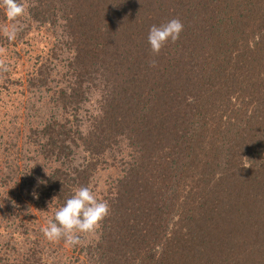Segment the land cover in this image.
I'll return each instance as SVG.
<instances>
[{
    "label": "trees",
    "instance_id": "trees-1",
    "mask_svg": "<svg viewBox=\"0 0 264 264\" xmlns=\"http://www.w3.org/2000/svg\"><path fill=\"white\" fill-rule=\"evenodd\" d=\"M18 3L9 41L0 0V45L41 25L56 44L23 90L47 97L46 119L0 127V264H264V0ZM173 18L179 39L154 54L150 27ZM82 186L109 214L80 245L48 241Z\"/></svg>",
    "mask_w": 264,
    "mask_h": 264
},
{
    "label": "rangeland",
    "instance_id": "rangeland-1",
    "mask_svg": "<svg viewBox=\"0 0 264 264\" xmlns=\"http://www.w3.org/2000/svg\"><path fill=\"white\" fill-rule=\"evenodd\" d=\"M32 28L31 33L26 40L27 44L16 42L14 44L4 43L0 45V64L7 65V71L0 70V127L3 123V127L6 126L9 128L6 122L12 120H18L17 124H22V121L27 120L28 112H35V114L38 116V119L42 120L46 119L48 115V103H46L47 97H45V99L41 98L44 96V94L41 96L40 92L37 90H32L30 93L27 91L25 94L23 93V90L27 86L28 79H31L32 75L35 74L37 70V64L38 66L42 64L41 61H36V57L40 54V51L42 52V47L46 45V41L48 40H50L52 44H56V39H54V36L51 34L53 28L50 29V27L47 25H41L37 29L35 28V30L34 28L32 30ZM66 47L62 46L61 51H58V54L61 56L62 60L60 59V62L58 60L55 61V63H53L54 68L56 66L58 69H63L60 66V63H63L64 59L69 56V54L65 52L67 50ZM240 70L244 71L242 68ZM63 71L64 70H62V72ZM4 87H6V89ZM99 96V94H94L93 98H99ZM28 99H30V101ZM94 106L95 103L92 102L90 104H86L84 109L86 111L91 110L92 112ZM8 128L1 130L0 134L3 132L7 136L9 131H11V129ZM13 152V149L10 150L11 154ZM121 167L122 165L117 164L114 170L107 171L102 174V177H100L99 180L98 191L110 196L107 194L109 188L106 184V181H114V178L120 171ZM255 201L264 204V194L255 197V200H253V203H255L257 207L258 204ZM37 214L39 215V213ZM62 253L64 256H68L66 251H62ZM67 258L69 259V257Z\"/></svg>",
    "mask_w": 264,
    "mask_h": 264
},
{
    "label": "clouds",
    "instance_id": "clouds-1",
    "mask_svg": "<svg viewBox=\"0 0 264 264\" xmlns=\"http://www.w3.org/2000/svg\"><path fill=\"white\" fill-rule=\"evenodd\" d=\"M2 5L10 21V26L3 28L2 32L9 41H14L23 28V25L17 22L18 18L22 17L26 10L18 0H2ZM183 27V23L176 18L159 26L152 25L147 36L151 51L159 54L167 43H175ZM0 70L7 71V65L0 64ZM109 211L106 201L98 199L89 187L82 186L55 211L53 218L41 231L50 242L63 240L69 246H77L83 243L81 234L94 233Z\"/></svg>",
    "mask_w": 264,
    "mask_h": 264
}]
</instances>
